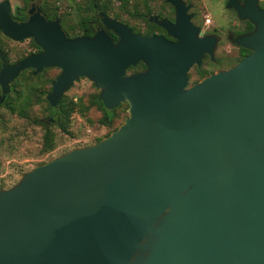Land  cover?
Instances as JSON below:
<instances>
[{"label": "water", "instance_id": "water-1", "mask_svg": "<svg viewBox=\"0 0 264 264\" xmlns=\"http://www.w3.org/2000/svg\"><path fill=\"white\" fill-rule=\"evenodd\" d=\"M175 22L149 18L176 41L134 33L100 12L104 30L68 38L39 12L17 23L0 0V33L40 52L10 64L0 50V104L21 72L57 68V107L80 78L104 109L126 117L99 141L70 149L0 190V264H264V10L226 0L254 27L232 42L250 54L189 85L215 35L183 0ZM139 62L142 71L127 73Z\"/></svg>", "mask_w": 264, "mask_h": 264}, {"label": "rangeland", "instance_id": "rangeland-1", "mask_svg": "<svg viewBox=\"0 0 264 264\" xmlns=\"http://www.w3.org/2000/svg\"><path fill=\"white\" fill-rule=\"evenodd\" d=\"M8 1L11 3L12 10L21 5V0ZM55 1L61 7V11L66 10V5L70 3V0ZM188 1L193 5L191 12L198 15L201 32H212L216 29L220 34L222 41H220L221 43L215 51V56L217 59L222 60L223 68L237 62V48L229 42L227 35L241 31L243 24L232 11L225 8L226 0ZM158 5L159 1L152 3L153 8H157ZM73 8L70 11H73ZM131 23L143 29L140 21ZM3 44L9 54L11 63L17 57L27 55L32 51L29 48V40L17 43L3 39ZM58 73V69L49 71L52 77H56ZM194 80L195 77L192 75L190 81L193 82ZM94 88L88 79H79L74 82L64 96L68 99L72 98L73 101L78 98L86 101L88 96L95 93ZM40 110L41 108H35L39 116L42 115ZM99 118L100 114L95 111L89 112V115L85 117L75 113L71 117L68 134L52 127V132L47 140L41 126L29 123L0 109V188L5 187L7 189L11 187L18 181L21 172L30 170L40 162L48 161L70 149L95 143L97 138H102L108 131V128L98 123ZM50 138L51 141H49Z\"/></svg>", "mask_w": 264, "mask_h": 264}, {"label": "trees", "instance_id": "trees-1", "mask_svg": "<svg viewBox=\"0 0 264 264\" xmlns=\"http://www.w3.org/2000/svg\"><path fill=\"white\" fill-rule=\"evenodd\" d=\"M22 1L24 5L27 2V0ZM155 1L157 0H70L69 5H66V10L63 9L61 11V7L55 0H44L41 10L48 18L53 19L54 17L59 16L61 19L62 29L68 37L90 35L91 28L87 23L96 21L95 14L97 10L104 11L108 16L131 26L136 32L143 31L144 33L150 34L156 26L149 24L146 17L149 13H155L153 11L154 8L152 7V3ZM24 8L25 7L23 6L18 10L24 13ZM72 8L74 12L70 11ZM22 13L19 16L21 18L23 17ZM75 21L77 22L75 23ZM136 21L144 23L143 29H140L135 24L131 23ZM246 28L250 29L251 25L247 23ZM3 39L9 40L2 33H0V50L9 61V54L4 48ZM29 48H31L32 51L38 50V46L32 39L29 40ZM32 51L28 54L33 53ZM246 53H248V51L240 47V53L237 61H239V59ZM25 56L26 54L17 57L14 62L20 61ZM220 65L221 63L217 60L215 64H210L209 66L220 67ZM144 68V64L139 62L136 66L130 67L127 72H138ZM51 69L57 68L44 69L42 73L38 75H34L33 70L31 69L23 71L11 83L10 92L6 95L3 103L0 104V109L5 110L10 115H16L29 123L41 126L44 129V137L47 140L48 136H50V133L52 132V127L57 128L64 134H68L71 117L75 113L82 117L89 115V112L93 111L99 113L100 118L98 119V123L108 128V131L104 134V136L115 130L118 125L123 122L127 114V104L120 103L112 110L104 109L101 101L98 99L99 91L96 88H94L95 93L88 96L86 101L82 98H78L76 101H73L72 98L68 99L66 96H63L57 107L52 108L46 101V95L51 90V82L56 78L50 76L49 71ZM205 71H209V67L197 70L196 72L198 77L205 76ZM37 107L41 108L40 112L42 115L40 116L35 111V108ZM50 118L52 121H50ZM88 122L91 123L90 120H88ZM102 138H97L95 142ZM49 141H51V138ZM44 162L46 161L38 164H42ZM22 173H24V171L21 172V174ZM4 189L5 187L0 188V190Z\"/></svg>", "mask_w": 264, "mask_h": 264}, {"label": "flooded vegetation", "instance_id": "flooded-vegetation-1", "mask_svg": "<svg viewBox=\"0 0 264 264\" xmlns=\"http://www.w3.org/2000/svg\"><path fill=\"white\" fill-rule=\"evenodd\" d=\"M157 1H159V5L157 6V8H155L154 7V9H153V11L155 12V13H153V14H151V13H149L148 15H147V17H146V19H147V22L149 23V24H153V25H155L156 26V28L152 31V32H150V34H147V33H144L143 31L142 32H136V31H134L133 29H132V27L131 26H129V25H127V24H125V23H123V24H125V25H127L134 33H139V34H142V35H149V36H151V35H159V36H162V37H164L166 40H169V41H172V42H175L176 40L174 39V38H172V37H170V36H168V34H167V32L162 28V27H160V26H158L157 24H155L154 22H150L149 21V18L150 17H152V16H156L158 19H166L168 22H170V23H174L175 22V12H174V9H173V7L170 5V4H168V3H166L165 2V0H157ZM157 1H155V2H157ZM240 1V3H242V1L243 0H239ZM43 2H44V0H27V2L25 3V5L23 4V1L21 0V5L20 6H16L15 8H14V10H12V6H11V3H10V6H11V17H12V19L15 21V22H17V23H20V22H25V21H27L28 20V18H29V16L31 15L30 14V10L31 9H33V13H35V12H39V14L40 15H42L43 17H44V19L46 20V21H54V20H58L59 21V25H60V27H61V29H62V25H61V19L59 18V16H56V17H54L53 19H51V18H48L43 12H42V10H41V6L43 5ZM183 2L185 3V5H191V8L188 10V14H192L193 15V17H192V19H191V22H192V24L194 25V26H197V27H199V29H200V32H199V36H204V35H215L216 37H217V44H216V48H215V50H214V56H213V58H210V56L208 55V54H205L204 56H203V58L201 59V63H200V66H196V65H193L192 66V68L190 69V71H189V73H188V80H189V85H191V84H194V83H196L197 81H199L200 79H202V78H204V77H206V76H208V75H210V74H213V73H215V72H218V71H222V70H226V69H228V68H230V67H232V66H234L235 64H231V65H228V67H225V68H223V62H222V60H219V59H217V57L215 56V51H216V49H217V47L220 45V41H222L221 40V36H220V34L217 32V30L216 29H214L212 32H201V28H200V22H199V20H198V15L196 14V13H194V12H191V10H192V7H193V5H192V3H190L188 0H183ZM226 3V2H225ZM25 7L24 8V13H22V12H20L18 9H20L21 7ZM258 6L261 8V9H263L264 10V0H258ZM230 11H232L234 14H235V16H236V13L233 11V10H230ZM100 12H102V11H96V14H95V16H96V21L95 22H88L87 24H88V26L91 28V32H90V35H78V36H75V37H91L92 35H94V33H96L98 30H101V29H104V27H103V25L101 24V21H100V16H99V13ZM104 12V11H103ZM21 13H22V15H23V17L21 18V17H19L20 15H21ZM110 17V16H109ZM237 17V16H236ZM112 18V17H111ZM238 19V18H237ZM239 20V19H238ZM78 21V20H77ZM77 21H75V23L77 22ZM242 24H243V28H242V30L241 31H239V32H236V33H229L228 35H227V37H228V39L230 40L229 42L233 45V46H235L236 48H237V52H236V58H238L239 57V53H240V47L239 46H237L234 42H232L233 41V39L236 37V36H238V35H241V34H245V33H248V32H250L251 30H253V25L249 22V21H247V20H244V21H242V20H239ZM120 22V21H119ZM122 23V22H121ZM247 23H249L250 25H251V28L250 29H247L246 27H247ZM142 25H143V27H144V23L142 22ZM109 35H110V37L112 38V40H113V42H116L117 41V38L116 37H114V35L110 32V31H107L106 29H104ZM62 31L64 32V30L62 29ZM66 33L64 32V35H65ZM66 36V35H65ZM68 37V36H67ZM7 38V37H6ZM68 38H74V37H68ZM10 40V39H9ZM26 40H31V39H26ZM26 40H24V41H26ZM33 40V39H32ZM10 41H12V40H10ZM34 41V40H33ZM12 42H14V41H12ZM21 42H23V41H21ZM21 42H17V43H21ZM247 50V49H246ZM248 51V53H246V54H244L243 55V57H245V56H247L248 54H250V51L249 50H247ZM33 53H31V54H36V53H39L40 52V48L38 47V50H33L32 51ZM28 55H30V54H28ZM28 55H26V56H28ZM25 56V57H26ZM243 57H241L240 59H239V61L243 58ZM219 61L220 63H221V65H220V67H214V66H209L210 64H215L216 63V61ZM9 62V61H8ZM10 64H13V63H16V62H9ZM206 67H209V71H205L206 72V74H205V76H203V77H198V74H197V70H202V68H206ZM32 70V69H31ZM59 70V69H58ZM144 70V69H143ZM142 71V70H141ZM127 72V71H126ZM139 72V71H138ZM22 73V72H21ZM20 73V74H21ZM42 73V72H41ZM59 73H60V70H59ZM58 73V74H59ZM128 73V72H127ZM130 73H134V72H130ZM192 75L195 77V80L193 81V82H191L190 81V78L192 77ZM80 79H83V78H80ZM87 79V78H86ZM91 82V81H90ZM93 84V83H92ZM94 86V85H93ZM99 91V90H98ZM64 96V95H63ZM50 121H52V119L50 118Z\"/></svg>", "mask_w": 264, "mask_h": 264}, {"label": "built area", "instance_id": "built-area-1", "mask_svg": "<svg viewBox=\"0 0 264 264\" xmlns=\"http://www.w3.org/2000/svg\"><path fill=\"white\" fill-rule=\"evenodd\" d=\"M207 22H209V21L207 20Z\"/></svg>", "mask_w": 264, "mask_h": 264}]
</instances>
